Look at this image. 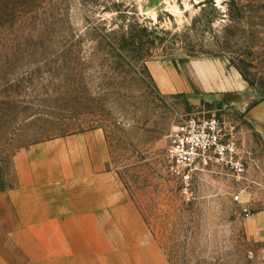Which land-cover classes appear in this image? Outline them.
<instances>
[{
  "label": "rangeland",
  "instance_id": "obj_1",
  "mask_svg": "<svg viewBox=\"0 0 264 264\" xmlns=\"http://www.w3.org/2000/svg\"><path fill=\"white\" fill-rule=\"evenodd\" d=\"M261 99L264 0H0V264H262L244 180L202 172L188 200L166 158L211 116L263 158ZM118 195L122 216L87 215Z\"/></svg>",
  "mask_w": 264,
  "mask_h": 264
},
{
  "label": "built area",
  "instance_id": "obj_2",
  "mask_svg": "<svg viewBox=\"0 0 264 264\" xmlns=\"http://www.w3.org/2000/svg\"><path fill=\"white\" fill-rule=\"evenodd\" d=\"M166 158L172 177L178 180L188 200L202 172L221 166L240 179L247 171L244 151L226 122L217 116L189 118L180 123L171 135ZM239 198L240 195L235 196L236 200ZM243 211L250 215L246 208Z\"/></svg>",
  "mask_w": 264,
  "mask_h": 264
},
{
  "label": "crops",
  "instance_id": "obj_3",
  "mask_svg": "<svg viewBox=\"0 0 264 264\" xmlns=\"http://www.w3.org/2000/svg\"><path fill=\"white\" fill-rule=\"evenodd\" d=\"M163 75H165V73H163ZM205 75L206 72L203 71L201 76L205 77ZM162 80L166 88L168 89L172 88L173 84L170 81V78L168 79L166 76H163ZM207 81L205 80L202 81L203 82L202 85L209 86L208 87L210 88L209 91L215 92V90L217 89H213L215 88L214 85L211 82H209V80ZM241 88L243 89L245 87H241ZM236 102H241V97H238ZM245 111H246L245 112L246 119L248 120V122L252 124V126L262 135L264 139V99L248 104ZM49 148H55V147H49ZM259 150H260L259 147H251L250 150L244 152L247 171L245 175L242 178H240V180H244V186L241 188V194L239 200L242 204V208L243 209L246 208L250 213V215L248 216L244 214L243 217L244 230L250 239L262 244V249H263L262 264H264V157L262 158L259 156L260 153ZM72 152L74 151L72 150ZM217 167L219 166H216L211 170H215ZM232 174L235 175L233 172ZM93 187L94 189L92 191L99 190L101 192H105V187H103V189H98L99 187L97 184H94ZM28 189L30 192L32 191L31 187L29 188L28 186L27 188L22 183H18L16 187H14V190H12L11 192L6 191L5 196L7 197V200L5 199V201H8L10 199L12 201L19 200V195L28 193L29 192L27 191ZM10 193L15 194L16 198H12V197L9 198L8 195H11ZM54 202H55L54 203L55 206L53 207V210L56 213L49 216H53V217L58 215L67 216L66 211H71V209L73 211V206H72L73 200L66 201L70 204L69 206L62 205V203L56 205V203L58 202L57 200H54ZM122 202H125V200L122 201L120 195H118L116 198H113L111 200L110 199L106 200L105 198L103 199L101 197V200L96 201L95 207H92L87 215L97 216V217H112V218L120 217L122 216L121 214L122 210H125L126 207L131 208V204L129 202L127 203L128 205L125 206L121 205ZM133 208L135 209V207ZM58 210L60 211V213H57Z\"/></svg>",
  "mask_w": 264,
  "mask_h": 264
}]
</instances>
